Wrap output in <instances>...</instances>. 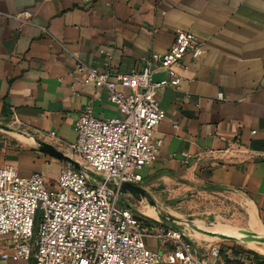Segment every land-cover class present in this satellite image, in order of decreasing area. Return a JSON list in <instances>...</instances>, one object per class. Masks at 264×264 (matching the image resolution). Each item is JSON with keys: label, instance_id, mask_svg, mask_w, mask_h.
<instances>
[{"label": "crops", "instance_id": "crops-1", "mask_svg": "<svg viewBox=\"0 0 264 264\" xmlns=\"http://www.w3.org/2000/svg\"><path fill=\"white\" fill-rule=\"evenodd\" d=\"M24 12L29 24L15 19ZM178 31L192 32L206 52L185 55L179 84L158 91L165 118L152 140L162 145L156 160L137 171V186L156 207L196 190L229 195L246 218V229L235 233L262 246L264 0H0V135L6 140L0 139V167L15 166L21 177L38 173L53 187L65 164L41 152L39 143L70 157L75 123L85 111L97 119L118 116L105 90L83 83L75 60L114 74L140 70V58L168 50ZM207 229L182 231L201 255L221 247L214 264H241L228 253L243 242ZM9 245L0 236V255ZM0 264L34 262L0 258Z\"/></svg>", "mask_w": 264, "mask_h": 264}, {"label": "built area", "instance_id": "built-area-1", "mask_svg": "<svg viewBox=\"0 0 264 264\" xmlns=\"http://www.w3.org/2000/svg\"><path fill=\"white\" fill-rule=\"evenodd\" d=\"M15 19L29 24L31 15L24 12ZM205 52L192 32L178 31L168 50L140 58V70L114 74L75 60V71L85 74L83 83L105 90L118 116L97 119L90 111L81 115L70 145V157L80 170L65 164L53 187L38 173L21 177L15 166L0 167V236L10 240L9 253L1 259H32L34 264H214L220 258L219 245L201 255L182 230L135 214L119 193L124 183H140L137 171L156 160L162 145V140H152L165 118L158 91L179 84L177 70L187 68L185 55L196 59ZM162 72L165 79L152 81ZM228 259L257 264L251 256L231 250Z\"/></svg>", "mask_w": 264, "mask_h": 264}, {"label": "rangeland", "instance_id": "rangeland-1", "mask_svg": "<svg viewBox=\"0 0 264 264\" xmlns=\"http://www.w3.org/2000/svg\"><path fill=\"white\" fill-rule=\"evenodd\" d=\"M0 139L5 140L2 135ZM137 201L132 196L125 200L133 210L141 214L146 207L151 208L146 200L139 201L143 202L142 204ZM153 209L157 212L158 221L175 226L180 230L202 226L207 227V230L215 231L220 230L222 224L229 227L231 232L246 229V218L243 211L238 209L233 197L225 194L196 190L191 195L181 194L178 200L166 202ZM152 244L155 245L153 242ZM239 246L254 251L243 243Z\"/></svg>", "mask_w": 264, "mask_h": 264}, {"label": "water", "instance_id": "water-1", "mask_svg": "<svg viewBox=\"0 0 264 264\" xmlns=\"http://www.w3.org/2000/svg\"><path fill=\"white\" fill-rule=\"evenodd\" d=\"M166 78V73H157L152 76V81L154 82H159L163 79ZM39 149L41 152L44 154L48 155L51 158H54L58 161H61L71 167H73L75 170H80V165L78 162L70 158L69 156L63 154L62 152L56 150L53 146L46 144V143H39ZM119 193L121 194H129L131 195L134 199L138 201L146 200L149 206L155 207V203L151 200V198L147 195L146 192H144L139 186L133 185L130 183H124L119 189ZM122 203L130 207L128 204L125 203L124 200H122ZM131 208V207H130ZM143 215V214H142ZM144 216V215H143ZM210 235L217 237V238H226L224 235L216 234V233H210ZM259 242L264 243V240H260Z\"/></svg>", "mask_w": 264, "mask_h": 264}, {"label": "bare ground", "instance_id": "bare-ground-1", "mask_svg": "<svg viewBox=\"0 0 264 264\" xmlns=\"http://www.w3.org/2000/svg\"><path fill=\"white\" fill-rule=\"evenodd\" d=\"M156 213L153 209V207H146L144 210H143V214L147 217H150L151 219L152 218H156ZM249 215V214H248ZM253 215V214H252ZM158 216V215H157ZM254 219V218H253ZM258 222V221H257ZM255 221L251 220L250 221V225H251V228L255 225ZM260 224V223H259ZM256 226V225H255ZM258 229V228H257ZM217 230V229H216ZM220 230L223 231V232H227L229 234H231V236L233 238H236L237 240L245 243L249 248L255 250L256 252H258L259 254L261 255H264V244L262 246H257V244L255 243L256 241H252V240H248V239H245L243 237H241L240 235H237V233H235L236 231L234 232H231L232 230L229 229V227L225 226V225H220ZM219 230V231H220ZM258 231V230H257ZM241 232V231H240ZM244 235V234H243ZM227 236V235H226ZM260 243V242H259Z\"/></svg>", "mask_w": 264, "mask_h": 264}, {"label": "trees", "instance_id": "trees-1", "mask_svg": "<svg viewBox=\"0 0 264 264\" xmlns=\"http://www.w3.org/2000/svg\"><path fill=\"white\" fill-rule=\"evenodd\" d=\"M135 214L137 215H140L139 213H137L136 211H134ZM141 216V215H140ZM146 218V217H144ZM147 220L150 221V219L146 218ZM233 252H239V253H242V254H246L248 256H251L253 258V260L257 263V264H264V258L260 255H258L257 253L255 252H252V251H249V250H245L243 248H240L238 246H232L231 247Z\"/></svg>", "mask_w": 264, "mask_h": 264}]
</instances>
